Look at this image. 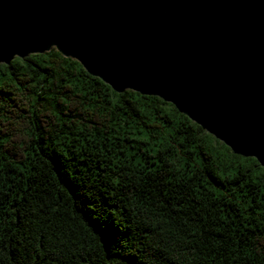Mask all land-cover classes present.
Here are the masks:
<instances>
[{
  "label": "trees",
  "instance_id": "trees-1",
  "mask_svg": "<svg viewBox=\"0 0 264 264\" xmlns=\"http://www.w3.org/2000/svg\"><path fill=\"white\" fill-rule=\"evenodd\" d=\"M0 264H264V166L56 48L0 63Z\"/></svg>",
  "mask_w": 264,
  "mask_h": 264
},
{
  "label": "water",
  "instance_id": "water-1",
  "mask_svg": "<svg viewBox=\"0 0 264 264\" xmlns=\"http://www.w3.org/2000/svg\"><path fill=\"white\" fill-rule=\"evenodd\" d=\"M53 48L264 166V0H0V63Z\"/></svg>",
  "mask_w": 264,
  "mask_h": 264
}]
</instances>
